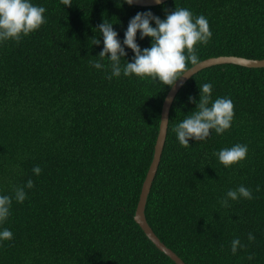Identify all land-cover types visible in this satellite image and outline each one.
Returning <instances> with one entry per match:
<instances>
[{
	"label": "trees",
	"instance_id": "trees-1",
	"mask_svg": "<svg viewBox=\"0 0 264 264\" xmlns=\"http://www.w3.org/2000/svg\"><path fill=\"white\" fill-rule=\"evenodd\" d=\"M31 3L46 9V23L19 43L0 42V195L12 197L0 231L13 233L12 240H0V264H176L134 220L170 87L123 73L106 79L111 62L98 56L104 46L98 26L113 24L127 53L121 67L134 57L123 44L130 19L147 11L164 19L175 8L209 22L212 38L196 46L199 61L261 59L264 0ZM136 42L144 49L151 37L141 39L138 31ZM97 60L103 69L90 63ZM204 83L213 85V101L234 103L232 126L223 135L212 130L204 141L190 139L184 148L172 129L196 110L189 97L198 102ZM236 144L247 145V158L225 168L215 153ZM37 165L39 176L32 171ZM29 179L34 187L18 203L15 189ZM241 185L253 199L222 206L227 191ZM144 212L184 264H264V66L210 65L182 84ZM235 238L245 247L233 255Z\"/></svg>",
	"mask_w": 264,
	"mask_h": 264
},
{
	"label": "clouds",
	"instance_id": "clouds-1",
	"mask_svg": "<svg viewBox=\"0 0 264 264\" xmlns=\"http://www.w3.org/2000/svg\"><path fill=\"white\" fill-rule=\"evenodd\" d=\"M131 5L133 0H125ZM160 0H157L159 3ZM65 6H71L72 0H61ZM46 9L42 6H35L31 0H0V42L15 41L19 43L21 39L30 33L37 31L46 23L44 13ZM155 21V27L151 21ZM113 24L104 20L98 26L103 34V50L98 53L101 60L108 57L111 62V74L106 79L119 78L121 73L125 77L135 75L141 79L151 78L158 80L163 85L172 87L177 80L186 77L190 71L189 63L197 65L199 57L197 55L198 44L207 45L212 38V32L208 20L199 15L194 17L187 8H175L167 13L166 18L161 19L153 15L151 11L138 12L128 23L123 44L134 53L133 61L121 67L122 58L127 56L125 48L118 39V33L113 29ZM140 38L151 37V46L141 49L136 42L137 32ZM93 44H100L99 39H95ZM96 69H103L104 65L99 61H90ZM199 101L194 97H189L191 102L196 103V110L187 116L172 131L176 134L180 145L189 147V140H206L211 131L217 135H223L232 126L234 119V103L227 97L212 100L213 85L204 83L199 86ZM248 147L243 144H236L230 148L221 149L215 153L219 162L225 167L239 164L247 158ZM33 173L40 175L42 169L37 165L33 168ZM33 180L29 179L23 187L15 189V200L23 203L27 197L25 188L32 189ZM259 191V188L256 189ZM240 198L253 199L252 190L241 185L237 189L227 191L225 198L220 203L224 207H229V200L237 201ZM12 197L0 195V223L7 220L10 215ZM13 233L9 229L0 231V240L10 241ZM249 242L255 241L252 233L248 234ZM239 238L233 239L231 243L232 254L235 255L238 248H243ZM252 255L248 256L251 260Z\"/></svg>",
	"mask_w": 264,
	"mask_h": 264
},
{
	"label": "water",
	"instance_id": "water-1",
	"mask_svg": "<svg viewBox=\"0 0 264 264\" xmlns=\"http://www.w3.org/2000/svg\"><path fill=\"white\" fill-rule=\"evenodd\" d=\"M165 0H160L157 3V0H133L134 5H141V6H150V5H157ZM222 63H232L238 64L247 67H263L264 66V58L261 59H249L244 57L238 56H217V57H210L201 60L197 65L191 66L189 73H187L186 77H182L177 80L176 84L168 90L161 107L160 112V122H159V129L156 137V141L154 144V150L151 162L149 164L148 170L146 172L145 178L141 185V190L139 194V198L137 201V205L134 212V220L140 226L146 237L162 252H164L167 256H169L176 264H184V262L170 249L168 248L161 240L157 237V235L153 232L151 227L149 226L146 218H145V204L147 200V196L154 179L161 153L163 150L165 138H166V131L168 125V117H169V110L171 107V103L179 90L182 84L195 72L198 70L215 64H222Z\"/></svg>",
	"mask_w": 264,
	"mask_h": 264
}]
</instances>
